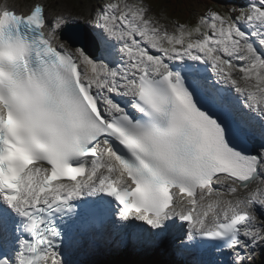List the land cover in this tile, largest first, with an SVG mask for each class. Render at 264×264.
<instances>
[{"label": "snow or ice", "instance_id": "6c2138e0", "mask_svg": "<svg viewBox=\"0 0 264 264\" xmlns=\"http://www.w3.org/2000/svg\"><path fill=\"white\" fill-rule=\"evenodd\" d=\"M75 23L95 58L62 38ZM172 224L188 264L264 247V0L213 2L195 26L145 0L87 19L0 6V264H65L99 236L156 249Z\"/></svg>", "mask_w": 264, "mask_h": 264}, {"label": "rangeland", "instance_id": "374dc122", "mask_svg": "<svg viewBox=\"0 0 264 264\" xmlns=\"http://www.w3.org/2000/svg\"><path fill=\"white\" fill-rule=\"evenodd\" d=\"M35 1L37 0H13V3L20 6L21 8H29L32 5V3H34ZM45 2H47L46 3L47 13L49 16H51V18L57 12H62L64 14H81L84 16L85 19H87L88 12L92 9H95L99 0H45ZM145 2L151 4L154 12H156L157 15H162V13H160L157 10L156 5H154L150 0H145ZM241 2L243 4L242 6H245L247 0H241ZM83 25H86V24H83ZM104 238H106V236H104ZM105 242H106V239H105ZM169 242L175 243L172 241L171 236L168 234V239L165 242L164 246H167ZM107 244L109 246L108 249L106 250V244H104L105 247L104 249H102L101 255H100V259L104 260L105 264L106 262L115 264V262L113 261L114 259L111 260L113 256L114 255L119 256L120 254L122 255V254H125L126 252H129V254L137 253L141 257H143L142 249L144 248H139L137 246H134L131 242H129L128 246L123 249L114 248L112 244L108 242V239H107ZM253 252L255 253V255L253 257V260L251 261V264H264V247L256 248L253 250ZM119 264H122V263H119Z\"/></svg>", "mask_w": 264, "mask_h": 264}, {"label": "trees", "instance_id": "16d2710c", "mask_svg": "<svg viewBox=\"0 0 264 264\" xmlns=\"http://www.w3.org/2000/svg\"><path fill=\"white\" fill-rule=\"evenodd\" d=\"M156 5L157 10L162 15L167 16L170 20H178L180 22L189 23L193 26L199 21L201 14L206 7H210L213 2L224 7L238 6L237 1L232 0H150ZM167 22V21H165ZM161 259L165 264H183L180 257L170 255L167 246H164L160 253ZM148 259V257H146ZM119 262L125 261L126 264H143L140 255L130 253V255L118 256ZM188 264V261L186 262Z\"/></svg>", "mask_w": 264, "mask_h": 264}, {"label": "bare ground", "instance_id": "6f19581e", "mask_svg": "<svg viewBox=\"0 0 264 264\" xmlns=\"http://www.w3.org/2000/svg\"><path fill=\"white\" fill-rule=\"evenodd\" d=\"M241 1V0H240ZM4 3H8L9 5H11V6H17L15 3H13V0H4ZM35 3H45V0H37V1H35L34 3H32V4H35ZM47 3V2H46ZM45 3V4H46ZM60 10V9H59ZM48 15V14H47ZM48 17H49V19L51 20V17L48 15ZM90 34H91V32H88L87 34H86V32H85V35L87 36V37H90ZM96 45L98 46V44H97V42H96ZM100 244V243H99ZM107 244H106V250H107ZM136 254V253H135ZM74 260H76V259H74ZM65 264H67V263H65Z\"/></svg>", "mask_w": 264, "mask_h": 264}, {"label": "water", "instance_id": "95a60500", "mask_svg": "<svg viewBox=\"0 0 264 264\" xmlns=\"http://www.w3.org/2000/svg\"><path fill=\"white\" fill-rule=\"evenodd\" d=\"M79 31H80V34H78V35H82L83 32H86V34H87L89 32V29L84 26V27L81 28V30L79 29Z\"/></svg>", "mask_w": 264, "mask_h": 264}]
</instances>
